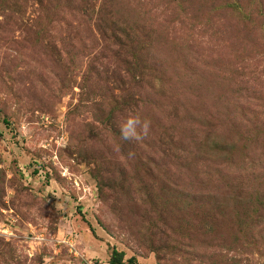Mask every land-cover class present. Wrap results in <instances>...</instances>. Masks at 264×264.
<instances>
[{
  "label": "rangeland",
  "instance_id": "1",
  "mask_svg": "<svg viewBox=\"0 0 264 264\" xmlns=\"http://www.w3.org/2000/svg\"><path fill=\"white\" fill-rule=\"evenodd\" d=\"M112 248L264 264V0H0V264Z\"/></svg>",
  "mask_w": 264,
  "mask_h": 264
},
{
  "label": "clouds",
  "instance_id": "2",
  "mask_svg": "<svg viewBox=\"0 0 264 264\" xmlns=\"http://www.w3.org/2000/svg\"><path fill=\"white\" fill-rule=\"evenodd\" d=\"M149 131V121L141 120L138 115H129L125 117L119 124V136L122 141L140 140L143 136H147ZM133 153H129L132 156ZM55 197L60 196L59 192L52 193ZM58 207V205H56Z\"/></svg>",
  "mask_w": 264,
  "mask_h": 264
},
{
  "label": "trees",
  "instance_id": "3",
  "mask_svg": "<svg viewBox=\"0 0 264 264\" xmlns=\"http://www.w3.org/2000/svg\"><path fill=\"white\" fill-rule=\"evenodd\" d=\"M123 255L124 253L122 251L112 248L108 264H136L133 257L127 258L123 261Z\"/></svg>",
  "mask_w": 264,
  "mask_h": 264
}]
</instances>
